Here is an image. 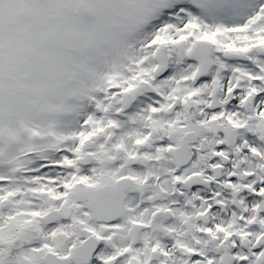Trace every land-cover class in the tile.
Returning <instances> with one entry per match:
<instances>
[{
	"label": "snow or ice",
	"instance_id": "1",
	"mask_svg": "<svg viewBox=\"0 0 264 264\" xmlns=\"http://www.w3.org/2000/svg\"><path fill=\"white\" fill-rule=\"evenodd\" d=\"M0 264H264V0H0Z\"/></svg>",
	"mask_w": 264,
	"mask_h": 264
}]
</instances>
